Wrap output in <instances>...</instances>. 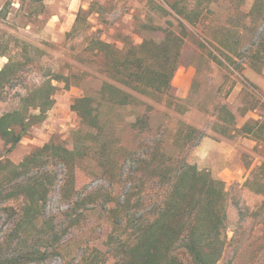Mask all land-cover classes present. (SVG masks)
I'll list each match as a JSON object with an SVG mask.
<instances>
[{"label": "rangeland", "instance_id": "obj_1", "mask_svg": "<svg viewBox=\"0 0 264 264\" xmlns=\"http://www.w3.org/2000/svg\"><path fill=\"white\" fill-rule=\"evenodd\" d=\"M6 1L0 0V70L8 64L0 78V114L16 108L20 97L44 80L57 89L44 120L10 152L0 138V160L18 163L48 142L70 151L84 137L83 147H90L86 135L94 129L77 109L86 96L99 108L109 145L104 165L97 154L76 159L71 195L83 199L81 212L67 211L68 199L61 194L70 171L61 163L49 165L55 185L43 213L60 240L52 246L44 239L41 248L49 246V255L42 264H123L138 230L169 191L156 172L182 161L221 181L226 192L224 244L215 264H264V0H11L7 6ZM176 2L193 25L171 8ZM96 39L118 46L124 40L145 39L153 46L167 41L179 62L170 90L129 104H101L99 91L108 74L95 56ZM61 73L66 81L54 79ZM132 150L142 161L133 163ZM144 159L150 161L147 169ZM4 176L0 168V184ZM104 197L111 210L101 205ZM2 198L0 242L15 226L21 205L20 198ZM121 203L129 208L121 209ZM37 229L27 242L36 240ZM175 252L178 264H192L179 246Z\"/></svg>", "mask_w": 264, "mask_h": 264}, {"label": "trees", "instance_id": "obj_2", "mask_svg": "<svg viewBox=\"0 0 264 264\" xmlns=\"http://www.w3.org/2000/svg\"><path fill=\"white\" fill-rule=\"evenodd\" d=\"M10 1L5 2L6 6ZM19 1L41 3L43 0ZM196 1L205 3L209 0ZM177 4L176 2L170 6L181 20L193 25L194 21ZM78 24L79 19L76 17L72 28L75 29ZM175 39L179 43V38ZM95 45L98 47L95 56L103 60L104 72L108 74L99 91L101 104L104 102L111 107L129 104L132 99L140 96L161 97L160 95L170 90L171 79L179 62L177 50L172 53L167 41L153 46L145 39L137 44L124 40L118 46L96 39ZM149 56L155 59L153 63ZM7 67L8 64H5L0 70V78L6 76ZM54 79L66 81L68 76L55 74ZM56 89L57 86L52 84L51 79L44 80L22 95L16 108L0 114V138L7 145L6 153L27 135L33 125L44 120L47 110L54 102ZM92 100V97L86 96L77 102L81 121L95 130L86 135L90 138V147H83L84 137L70 151L60 143L48 142L36 147L18 163H12L8 158L0 160V168L5 172L0 184L2 201L12 197L21 199L15 226L0 242V264H42L49 255V246L41 248L45 243L44 239L49 238L52 246L60 240L53 220L46 219L43 213L47 196L55 185V179L48 168L52 162L61 163L70 171L63 180L61 192L63 199H68L69 202L67 211H82L83 199L71 195L76 191L73 181L76 159L84 153L93 157L97 154L104 165L109 146L99 126V108L92 104ZM227 113L231 120L235 118L230 111ZM134 119L136 126L137 118L134 116ZM142 122L144 124V119ZM240 129L251 131V128L246 129L243 126ZM144 147L149 148L152 155H155L150 145ZM130 153L134 155V164L142 161L138 159L139 156L135 158V150ZM149 164L150 161L144 159V169ZM161 170L156 172L157 169L154 168L153 171L160 176L162 182L169 183V191L158 206L156 215L145 221L144 227L138 230V240L128 246L127 258L123 264H178L177 254L174 253L177 246L190 257L192 264H215L224 244L221 232L226 219V192L222 182L212 178L195 164L185 161L170 171ZM109 201L102 198L101 205L104 209L111 210ZM126 204L121 203V209L129 208ZM36 227L39 228V236L32 243L27 242Z\"/></svg>", "mask_w": 264, "mask_h": 264}]
</instances>
